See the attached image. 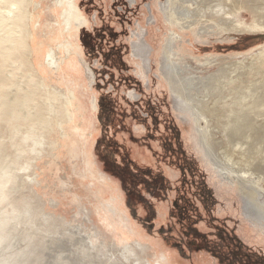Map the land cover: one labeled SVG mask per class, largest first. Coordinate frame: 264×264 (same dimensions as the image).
<instances>
[{
	"label": "rangeland",
	"instance_id": "rangeland-1",
	"mask_svg": "<svg viewBox=\"0 0 264 264\" xmlns=\"http://www.w3.org/2000/svg\"><path fill=\"white\" fill-rule=\"evenodd\" d=\"M73 2L70 33L65 0L1 3L27 40L26 58L0 59V264H264V0L226 22L197 14L225 0ZM28 74L65 109L51 99L41 155Z\"/></svg>",
	"mask_w": 264,
	"mask_h": 264
},
{
	"label": "bare ground",
	"instance_id": "bare-ground-1",
	"mask_svg": "<svg viewBox=\"0 0 264 264\" xmlns=\"http://www.w3.org/2000/svg\"><path fill=\"white\" fill-rule=\"evenodd\" d=\"M225 1L227 3L234 2V8L232 10H227L226 7L220 3H218L216 6L211 5L210 7H203L202 8L199 6V9H201V8L202 9L199 10V12L197 14H199V13L202 14L203 12H205V13L209 12V13H212V15L215 14V15H217V17L222 18V20L224 22H226L225 20H227V18H230V15L232 13L240 12L245 8L249 9L254 14V16L259 15L260 6H259V4H256L255 0H225ZM2 2L6 3V2H8V0H0V36L2 38H5L11 44L8 46L7 50L3 49L0 59L4 60L6 58L5 56H8L5 60H9L11 58H13V60L14 59L19 60V58L24 59V58H26V54H25V52H23L24 51L23 43L27 40V38L24 36V32L20 27H19V30H17L16 27L18 24L13 20L12 16H9V14H7L8 10H2L1 9V3ZM65 2H66V12L63 14L64 17L60 18L59 24H62L63 27H65L67 29L66 32H69L71 30V28L73 27L72 21L70 18L72 17V14H71L72 11L75 10V4H74L73 0H65ZM243 6H244V8H243ZM18 8H19V5L17 4V2L11 3V9H13L14 12ZM203 15L204 14H202L200 16V20L204 17ZM258 18L260 21H262V23L264 25V19L262 17H258ZM194 20H195V18H194ZM189 21H191V19ZM19 22H20V20L18 21V23ZM60 48H61L60 46L49 48L45 52L44 57H43L45 64L48 67L52 68L53 70L60 69L61 64L64 61L63 59L59 58L58 53L56 52V51H59ZM71 51H72L71 48H69V50L67 51V55H69ZM23 67H24V65L18 66L16 69V71H17L16 73L23 74L24 73ZM45 79H47V77L43 75L42 79H40V81L43 82ZM23 81H24V83L25 82H31L32 83L33 88L29 89V91L27 92V95H25V98L30 101L29 107L32 111L34 110V113H35L30 118L25 119V123L31 128V130L28 131V133L26 135L29 138V140L32 142V149L35 152L40 153L39 155H41L44 153L43 152V148H44V134L43 133L49 132L53 126V120L50 118V109H49V105L51 103L50 101H52V100L57 101L58 100V110H57L58 119H60V120L65 119V111H64L65 109L62 106V102H61L62 98L58 96V93L57 92H56L57 94H55V92L47 93L46 88H43L42 83L39 84L35 80V77L28 74V75H25V77L23 78ZM0 84L2 86L1 79H0ZM2 93L3 94L1 95L2 98H1L0 103H1V106L3 105V108H4V106H5V104H4V102H5L4 86H3ZM236 117L237 118L239 117L237 113H236ZM244 117H246V116H244ZM199 119H200V117H199ZM247 119H248V117H247ZM242 121H243V119H242ZM249 121H250V119H249ZM245 122H247V120ZM250 123L251 122H249V124ZM249 127H251V126H249ZM35 129H38V130L35 131ZM243 129H244V127L242 128V130ZM247 130H245V131H247ZM203 132H204V129H203ZM231 133H232V135L237 136V137L241 136V134H242V133H240V129L238 127H236V128L233 127V129H231ZM204 135H205V132H204ZM230 136H231V134H230ZM248 166H249V164H248ZM239 167H240L239 168L240 171L235 170L237 173H235L233 171H231V173L232 174L235 173L236 177H238V178L240 177L239 178V179H241L240 183H242V181H244V179L246 180V178L249 177L248 175H251V172L247 171L248 168L247 169L245 168L246 169L245 170L243 167H241V166H239ZM68 221L69 220H67L65 217L62 216L61 222L58 223V225H55V227H54V233L57 234V232L59 230H64V229H66L65 227L67 225H71ZM74 228H76V227H74ZM77 230L80 232H84L86 230V228L77 227ZM80 232H76V233L81 234ZM71 235H73V234H71ZM90 235H91V233L89 234V232H88L87 237H86L89 249H91L89 242H88V238ZM96 236L100 237L99 233L96 232ZM100 238L103 241H105V238H103V237H100ZM82 242H84V241H82ZM93 248L97 249V245L93 244ZM85 249L89 251L88 248H85ZM142 253H144V252L141 250V254ZM89 256H91V255H89ZM143 257H144V255H143ZM88 258H89L88 261H90L92 264H111L107 259H104V258H99V257H95V258L88 257ZM158 261L160 262V260H158ZM147 263L152 264V262L146 257V258H144V261L142 262V264H147ZM157 264H158V262H157ZM160 264H164V263L160 262Z\"/></svg>",
	"mask_w": 264,
	"mask_h": 264
},
{
	"label": "water",
	"instance_id": "water-1",
	"mask_svg": "<svg viewBox=\"0 0 264 264\" xmlns=\"http://www.w3.org/2000/svg\"><path fill=\"white\" fill-rule=\"evenodd\" d=\"M9 12H10V11H9ZM10 13H12V12H10ZM7 72H8V71H6V75H7V77H9V74H7ZM11 76H12V73L10 72V77H11ZM2 91H3V88L1 87V84H0V101H1V98H2L1 95L3 94ZM0 118H3V120L6 121V122L9 121V119H8L7 116H6V114H3V105L0 107ZM2 173H3V172H2V169H0V174H2ZM2 184H3V183L0 182V185H1V187H0V195H1L2 197L6 198V197H7V193L4 192L3 187H2ZM1 188H2V190H1ZM54 234H55V233H54ZM54 234L49 233V234H47V235H54ZM0 252H1V250H0Z\"/></svg>",
	"mask_w": 264,
	"mask_h": 264
},
{
	"label": "trees",
	"instance_id": "trees-1",
	"mask_svg": "<svg viewBox=\"0 0 264 264\" xmlns=\"http://www.w3.org/2000/svg\"><path fill=\"white\" fill-rule=\"evenodd\" d=\"M252 39V38H249V40ZM245 41H248V38L245 40Z\"/></svg>",
	"mask_w": 264,
	"mask_h": 264
}]
</instances>
